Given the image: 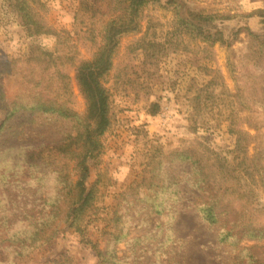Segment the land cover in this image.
<instances>
[{"label": "rangeland", "instance_id": "374dc122", "mask_svg": "<svg viewBox=\"0 0 264 264\" xmlns=\"http://www.w3.org/2000/svg\"><path fill=\"white\" fill-rule=\"evenodd\" d=\"M9 1L0 0V58L18 62L13 71L8 70L3 76L5 95L11 97L26 87L22 82L24 74L36 75L44 71L47 76L43 83L53 76L55 84L58 79L55 76L65 73V80L74 93V109L83 112L84 100L74 79V61L90 58L94 36L91 31H98L99 22L114 15L116 0H25L35 17L41 16V23L48 27L39 34H30L16 20V12ZM91 3L95 6L90 7ZM175 3H185L188 9H217L219 12L249 13L264 9V0H175ZM173 6L167 0H153L143 12L140 31L121 37L109 82L115 102L122 108L117 116L121 129L106 134L107 149L102 165L109 168L113 184L99 203L116 204L123 189L141 181L148 160H162L165 167L173 163L183 188L177 208L168 212V216L150 215L143 224L140 222L143 216L134 217L132 224H138L131 230L130 237L148 233L153 237L159 235L155 239L158 242L167 233H177L184 237L178 240L179 251L193 259L189 264H224V259L235 247L230 243L215 244L216 227L205 225L196 212L193 201L199 199L200 192L190 190L189 161H169L175 151L188 149L201 166L206 165L204 171H210L212 179L215 177L223 188H228L226 195L236 204L239 203L237 195L231 192L240 189L245 200L259 209L257 219L264 223V28L259 22L261 19L253 16L249 24L262 34L257 39L243 32L229 45H207L184 36L178 44H166L160 52L156 49L132 52L131 47L138 41L163 43L166 40V33L175 19ZM57 41L62 46L61 58L55 57L52 67L44 69L40 62L27 61L37 49L53 52ZM152 103H156L157 106H153L156 111L149 114L146 110ZM33 118H37L36 122ZM28 119L29 115H24L9 123ZM30 122L25 125L28 129L49 138L59 137L72 127L69 120L44 115H34ZM95 123L100 124L101 119L97 118ZM141 124H144L142 130L132 129ZM239 138L244 145L240 151L236 148ZM155 148L157 155L151 152ZM208 148L211 150L207 152ZM200 154H205L203 159ZM97 179L93 166L90 181ZM133 198L127 196V201ZM172 216L174 220L169 225ZM97 217L102 219L105 214L99 211ZM109 230L104 221L97 220L88 227L87 234L93 242L98 241L102 249L106 245L112 248V242L105 244L104 232ZM259 235L261 237L243 240L240 246H256L262 253L264 231ZM131 241L129 238L120 243L118 252L129 254ZM149 259L150 256L145 255V264ZM95 263L91 246L82 244L75 233L62 230L53 247L41 253L33 252L18 264Z\"/></svg>", "mask_w": 264, "mask_h": 264}, {"label": "trees", "instance_id": "16d2710c", "mask_svg": "<svg viewBox=\"0 0 264 264\" xmlns=\"http://www.w3.org/2000/svg\"><path fill=\"white\" fill-rule=\"evenodd\" d=\"M152 1L116 0L114 15L100 21L98 31H91L94 36L90 58L74 61V79L84 100L83 112L74 109V93L65 80V73L55 76L58 78L55 84L53 76L43 83V78L47 76L44 71L37 76L24 74L22 82L26 83V87L7 97L2 79L8 70L13 71L18 60L0 58V264H18L33 252L50 249L62 230L75 233L82 244L91 246L95 252V264H145V255L150 256L148 264H189L193 260L179 251L178 240L184 237H179L177 233H167L158 242L155 239L159 235L153 237L148 233L130 237L131 230L138 224H132L134 217L143 216L140 221L143 224L150 215L168 216V212L172 213L177 208L183 188L173 163L165 167L162 160H148V168L141 181L123 189L116 204L105 206L99 203L113 184L109 168L102 165V156L107 149L106 134L121 129L117 125V116L122 108L115 102L112 87L109 86L114 59L121 37L140 31L143 12ZM167 3L173 4L176 10L166 40L163 43L138 41L131 47L132 52L137 49L141 52L153 49L160 52L166 44H178L184 36L207 45H229L243 32L256 39L262 35L251 28L249 20L253 16L261 19L259 22L264 28V9L249 13L219 12L217 9H188L185 3L181 5L175 0H167ZM8 4L16 12V20L30 34L48 30L41 23V16L35 17L25 0H10ZM94 6L90 4V7ZM58 36L60 38L57 33ZM59 43L57 41L53 52L37 49L27 61L40 62L44 69L52 67L55 57L61 58L62 46ZM150 105L146 111L154 114L156 103ZM24 115H29L28 121L9 123ZM34 115L69 120L72 127L59 137H45L25 126L31 123L30 118ZM97 118L101 119L100 124L95 123ZM36 120L33 118V122ZM143 128L144 124L132 127L133 130ZM243 146L239 138L237 150H242ZM209 150L206 149L207 152ZM151 152L157 155L158 150L155 148ZM172 155L169 162L189 161L192 171L188 181L190 190L200 192L193 206L205 225L216 227L215 244L230 243L235 247L225 259L218 254L224 259V264H264V250L261 253L256 246H240L243 240L261 237L259 234L264 231V223L258 220L256 213L259 209L255 204L245 200L240 189L231 192L237 195L239 203L236 204L230 195L227 197L228 188H223L215 177L212 179L210 171H204L206 165L201 166L199 159L188 149L175 151ZM204 156L200 154L201 159ZM93 166L98 179L90 181ZM207 167L210 169V165ZM127 196L134 198L127 201ZM99 211L105 214L104 218H96ZM97 220L104 221L105 226L110 228L104 236L105 244L112 242V248L106 245L102 249L99 242H93L87 234L88 227ZM173 220L174 216L169 225ZM106 235L109 237L106 238ZM129 238L132 240L131 252L119 253L121 248L117 246Z\"/></svg>", "mask_w": 264, "mask_h": 264}]
</instances>
